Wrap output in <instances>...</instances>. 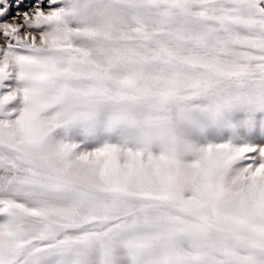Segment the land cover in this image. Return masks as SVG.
<instances>
[{"label": "snow or ice", "instance_id": "snow-or-ice-1", "mask_svg": "<svg viewBox=\"0 0 264 264\" xmlns=\"http://www.w3.org/2000/svg\"><path fill=\"white\" fill-rule=\"evenodd\" d=\"M0 264H264V0H0Z\"/></svg>", "mask_w": 264, "mask_h": 264}]
</instances>
